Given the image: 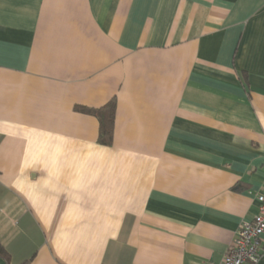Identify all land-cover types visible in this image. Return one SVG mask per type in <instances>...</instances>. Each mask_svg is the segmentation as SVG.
Here are the masks:
<instances>
[{
  "label": "crops",
  "instance_id": "1",
  "mask_svg": "<svg viewBox=\"0 0 264 264\" xmlns=\"http://www.w3.org/2000/svg\"><path fill=\"white\" fill-rule=\"evenodd\" d=\"M259 194L264 0H0V264H220Z\"/></svg>",
  "mask_w": 264,
  "mask_h": 264
},
{
  "label": "built area",
  "instance_id": "2",
  "mask_svg": "<svg viewBox=\"0 0 264 264\" xmlns=\"http://www.w3.org/2000/svg\"><path fill=\"white\" fill-rule=\"evenodd\" d=\"M257 211L251 221H242L236 237L220 264H257L261 258L260 241L264 234V194L256 198Z\"/></svg>",
  "mask_w": 264,
  "mask_h": 264
},
{
  "label": "trees",
  "instance_id": "3",
  "mask_svg": "<svg viewBox=\"0 0 264 264\" xmlns=\"http://www.w3.org/2000/svg\"><path fill=\"white\" fill-rule=\"evenodd\" d=\"M76 111L93 115L99 123L98 132V143L102 146H110L113 139V129L115 120V102L111 101L107 105L100 109L88 110L85 108H75ZM0 258L7 259V253L5 249L0 244Z\"/></svg>",
  "mask_w": 264,
  "mask_h": 264
}]
</instances>
